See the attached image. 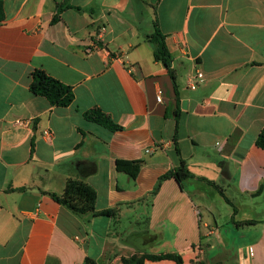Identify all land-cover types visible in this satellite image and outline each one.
Listing matches in <instances>:
<instances>
[{
  "label": "crops",
  "instance_id": "obj_1",
  "mask_svg": "<svg viewBox=\"0 0 264 264\" xmlns=\"http://www.w3.org/2000/svg\"><path fill=\"white\" fill-rule=\"evenodd\" d=\"M1 1L0 264H264V0ZM36 69L74 102L34 95ZM118 160L144 164L133 179ZM182 162L193 177L155 191ZM71 179L113 215L53 199Z\"/></svg>",
  "mask_w": 264,
  "mask_h": 264
},
{
  "label": "trees",
  "instance_id": "obj_2",
  "mask_svg": "<svg viewBox=\"0 0 264 264\" xmlns=\"http://www.w3.org/2000/svg\"><path fill=\"white\" fill-rule=\"evenodd\" d=\"M4 19V7L3 2L0 0V21ZM56 20V18L54 19ZM149 41L154 45V58L155 60L162 62L168 69L175 91H177V82L174 72L172 70V58L167 50L165 44V37L156 28L155 32L148 37ZM30 91L37 96L45 97L49 103L54 107H68L75 99V94L72 87L60 82L59 80L48 75L44 70L36 69L32 75V81L30 84ZM86 118L89 121L95 122L111 131L121 130L122 127L113 122V120L105 114L101 109L96 108L91 112L86 113ZM257 147L264 150V129L259 134L256 140ZM143 161H117V170L128 174L133 179H136L143 166ZM175 178L179 184H182L186 179L192 178L193 174L189 171L185 162L159 179L157 187L158 190L162 181L168 178ZM213 185V183H211ZM53 199L57 202L69 208L74 214L83 215L86 213H93L94 215H113V211L108 210L105 212H96L95 204L97 201L96 190L79 180H69L65 186L64 192L61 195L51 194ZM252 223V222H250ZM151 260H164L174 259L178 264H183V260L179 256L172 254L160 255V256H148ZM125 264H143V260H124ZM85 264H98L94 260L86 259Z\"/></svg>",
  "mask_w": 264,
  "mask_h": 264
},
{
  "label": "built area",
  "instance_id": "obj_3",
  "mask_svg": "<svg viewBox=\"0 0 264 264\" xmlns=\"http://www.w3.org/2000/svg\"><path fill=\"white\" fill-rule=\"evenodd\" d=\"M206 81V78L204 76V73L201 71L196 72L194 75H192L189 78L188 86L191 90H196L201 84H203ZM157 100L161 102L162 100V92L159 91V95L157 97Z\"/></svg>",
  "mask_w": 264,
  "mask_h": 264
}]
</instances>
